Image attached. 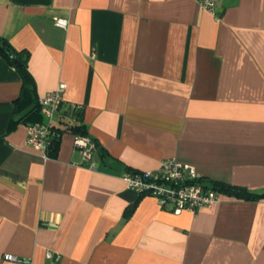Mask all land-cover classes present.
<instances>
[{"label":"crops","instance_id":"crops-1","mask_svg":"<svg viewBox=\"0 0 264 264\" xmlns=\"http://www.w3.org/2000/svg\"><path fill=\"white\" fill-rule=\"evenodd\" d=\"M0 39L31 77L0 53V264H264V197L174 214L121 179L173 159L264 193V0H0ZM59 84L52 127L82 106L86 164L75 133L26 144Z\"/></svg>","mask_w":264,"mask_h":264},{"label":"built area","instance_id":"built-area-1","mask_svg":"<svg viewBox=\"0 0 264 264\" xmlns=\"http://www.w3.org/2000/svg\"><path fill=\"white\" fill-rule=\"evenodd\" d=\"M200 9L214 15L219 0H193ZM55 26L65 29L66 21H57ZM65 84H59L53 91L39 100V112L43 122L29 123L26 125V144L40 151L45 157L50 146L54 130L52 123L55 120L60 105L63 103ZM76 110H82V106H72ZM75 120L74 118H71ZM73 145L80 150L83 163L90 158L91 151L95 149L94 143L86 136L75 135ZM47 158V157H46ZM202 176L192 167L173 159L161 161L155 171L131 173L123 171L121 179L127 188L137 195L150 196L156 199L161 208H168L174 214L188 211L195 214L201 208H210L219 201L220 193L206 187ZM5 261L17 263L18 259L13 255H4ZM47 259L52 255L47 253Z\"/></svg>","mask_w":264,"mask_h":264},{"label":"trees","instance_id":"trees-1","mask_svg":"<svg viewBox=\"0 0 264 264\" xmlns=\"http://www.w3.org/2000/svg\"><path fill=\"white\" fill-rule=\"evenodd\" d=\"M0 53L10 64L14 66H15V62L13 61L12 57L13 56L15 57L16 61L20 65L18 67V71L22 75L23 85L29 87L31 84V77L26 68V60L28 55L26 53H19V54L14 53L3 39H0ZM38 113H39V117L42 118L39 111ZM66 114H67V120L64 122L65 127H62L61 129L52 127V129L54 130V134L50 140L51 144L48 147V151L46 153V157L49 159L54 155V153L58 148L61 134L75 133L78 135L88 137V134L86 133L85 125L82 122V114H83L82 110H76L73 107H69V110ZM74 116H75V120H72L71 118L72 117L74 118ZM91 141L94 143V146L96 148L97 144L95 143V141L93 140ZM125 171L131 173H139L138 171L131 170L129 168H126ZM210 188L224 195L232 196L236 198L239 197L245 200H257L264 197V193H253L248 191L244 187L226 185L224 183H219V182L211 183ZM138 196L143 197V195H138Z\"/></svg>","mask_w":264,"mask_h":264},{"label":"water","instance_id":"water-1","mask_svg":"<svg viewBox=\"0 0 264 264\" xmlns=\"http://www.w3.org/2000/svg\"><path fill=\"white\" fill-rule=\"evenodd\" d=\"M12 59H13V61L15 62L16 67L18 68L20 65H19L18 62L16 61L15 57L13 56Z\"/></svg>","mask_w":264,"mask_h":264}]
</instances>
